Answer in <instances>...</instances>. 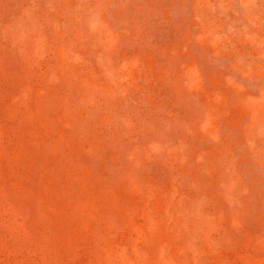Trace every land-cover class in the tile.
<instances>
[{
	"label": "rangeland",
	"instance_id": "obj_1",
	"mask_svg": "<svg viewBox=\"0 0 264 264\" xmlns=\"http://www.w3.org/2000/svg\"><path fill=\"white\" fill-rule=\"evenodd\" d=\"M0 264H264V0H0Z\"/></svg>",
	"mask_w": 264,
	"mask_h": 264
}]
</instances>
